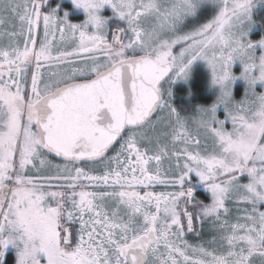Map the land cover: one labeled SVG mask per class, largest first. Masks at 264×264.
I'll return each instance as SVG.
<instances>
[{
	"label": "snow or ice",
	"instance_id": "1",
	"mask_svg": "<svg viewBox=\"0 0 264 264\" xmlns=\"http://www.w3.org/2000/svg\"><path fill=\"white\" fill-rule=\"evenodd\" d=\"M205 2L73 0L72 23L0 0V262L12 245L17 264H264V38L246 39L254 0L182 27ZM106 4L123 22L110 37ZM197 60L219 95L185 115L171 83ZM197 223L211 238L192 244Z\"/></svg>",
	"mask_w": 264,
	"mask_h": 264
},
{
	"label": "rangeland",
	"instance_id": "2",
	"mask_svg": "<svg viewBox=\"0 0 264 264\" xmlns=\"http://www.w3.org/2000/svg\"><path fill=\"white\" fill-rule=\"evenodd\" d=\"M56 9L57 13L59 15H63L65 12L68 13V19L72 23H80L82 22L85 17L86 13L82 8H77L73 4V0H56L55 2H52L48 4V2L43 5V11L48 12L50 9ZM218 11V8L210 2H205L201 4L195 15L188 16L184 20L182 27H191L193 24L200 23V22H206L208 19H211L213 15ZM264 11V0H254V6L252 9V20L253 23L251 25V29L248 32V36L246 39H250L253 42L259 41L260 39L264 38V29L261 26V23L256 18V16ZM99 14L103 17H108L109 19V37L111 36V31L116 27V25L123 26V22L120 21L118 18L114 16L113 9H111L109 6L104 5L102 9L99 10ZM179 47L175 49V51H178ZM261 54H264V48H261L259 45L256 46V55L257 57ZM243 70V66L239 61H236L233 64L232 71L234 74L239 76L240 72ZM200 82L204 84L201 92L203 96H206L210 98L209 103H202L198 100L196 97V94L194 90L192 89V86L195 82ZM172 92L173 95L171 97V103L177 107L178 110L182 111V114L189 115L191 114L196 106L198 105H211L216 101L217 96L219 95V87L218 86H212L210 83V69L207 67L206 62L202 60H197L193 63L190 75L187 78V80L184 79H176L171 83ZM247 87V83L243 79H237L232 84V90H233V96L235 99L239 100L243 97L245 89ZM256 91L257 92H264V83H257L256 84ZM180 103V106H177ZM182 105L186 106L187 108H183ZM217 115L219 118L223 119L226 115V113L223 110V107L220 106L217 109ZM226 127L231 129L230 123H226ZM198 177L195 173L190 174V178L186 181V184L189 183L193 178ZM201 182L200 180H198ZM197 181V182H198ZM241 183H247L249 181V177L247 174H244L240 177ZM174 190V189H173ZM203 190L209 194V201L211 199V193L208 191L206 186L204 185ZM156 191H172L171 188H163L158 187L156 188ZM197 199L200 200L199 195L195 196ZM206 202V203H207ZM192 207V206H189ZM229 207L232 208L233 214L236 213V205L233 203H229ZM240 207H244V205H240ZM197 231H202V236H198L196 232H190L186 234L185 239H187L190 243L196 244V243H202L207 239L211 238V234L207 231V227L203 230L200 229L199 224H196ZM8 248H10V251L14 254V263L17 264V248L13 247L12 245H9ZM5 251V250H4ZM4 260V258H3ZM3 262V261H2ZM0 264H2L0 262Z\"/></svg>",
	"mask_w": 264,
	"mask_h": 264
},
{
	"label": "trees",
	"instance_id": "3",
	"mask_svg": "<svg viewBox=\"0 0 264 264\" xmlns=\"http://www.w3.org/2000/svg\"><path fill=\"white\" fill-rule=\"evenodd\" d=\"M256 18L259 20V22L261 23V26L262 28L264 29V11L263 12H260ZM204 83V82H203ZM202 81L200 82H195L192 86V89L194 90L195 94H196V97L198 98V100L204 104L206 103H209L210 102V98L206 97V96H203L202 95V87H203V84ZM178 104L177 106H180L181 104L180 103H176ZM183 108H187L186 106L182 105ZM14 263V254L12 252H9L7 255H5L4 257V260H3V263L2 264H13Z\"/></svg>",
	"mask_w": 264,
	"mask_h": 264
},
{
	"label": "flooded vegetation",
	"instance_id": "4",
	"mask_svg": "<svg viewBox=\"0 0 264 264\" xmlns=\"http://www.w3.org/2000/svg\"><path fill=\"white\" fill-rule=\"evenodd\" d=\"M56 0H47L48 4L52 3V2H55ZM107 5V4H106ZM109 6L111 9L112 7L110 5H107ZM193 174V173H192ZM198 180L199 177H196V178H193L189 183H187L185 186L186 187H191L193 189V192H194V196H197L199 195L200 197V200L204 201L205 203L207 201H209V194H207L204 190H203V187H204V183L203 182H199ZM198 181V182H197ZM173 190V189H172ZM191 206V205H189ZM191 208V207H190ZM10 251L7 252V254L9 253ZM6 254V255H7ZM5 257V256H4ZM3 263V262H2Z\"/></svg>",
	"mask_w": 264,
	"mask_h": 264
},
{
	"label": "clouds",
	"instance_id": "5",
	"mask_svg": "<svg viewBox=\"0 0 264 264\" xmlns=\"http://www.w3.org/2000/svg\"><path fill=\"white\" fill-rule=\"evenodd\" d=\"M208 2H210V3H212L213 2V0H208ZM246 83H248L247 81H245ZM257 83L259 82V83H262L261 81H259L258 79H257V81H256ZM210 107H211V105H208L207 106V109L206 110H210Z\"/></svg>",
	"mask_w": 264,
	"mask_h": 264
},
{
	"label": "crops",
	"instance_id": "6",
	"mask_svg": "<svg viewBox=\"0 0 264 264\" xmlns=\"http://www.w3.org/2000/svg\"><path fill=\"white\" fill-rule=\"evenodd\" d=\"M8 251H10V248L7 247V248L5 249V254H4V256L7 254ZM10 252H11V251H10ZM1 263H2V262H1Z\"/></svg>",
	"mask_w": 264,
	"mask_h": 264
}]
</instances>
